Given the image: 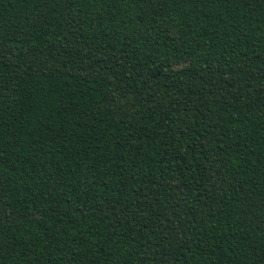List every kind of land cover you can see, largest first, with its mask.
<instances>
[{
    "label": "trees",
    "instance_id": "obj_1",
    "mask_svg": "<svg viewBox=\"0 0 264 264\" xmlns=\"http://www.w3.org/2000/svg\"><path fill=\"white\" fill-rule=\"evenodd\" d=\"M0 264H264V0H0Z\"/></svg>",
    "mask_w": 264,
    "mask_h": 264
}]
</instances>
